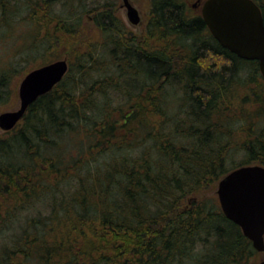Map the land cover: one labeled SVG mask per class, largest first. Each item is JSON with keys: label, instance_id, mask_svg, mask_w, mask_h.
Returning <instances> with one entry per match:
<instances>
[{"label": "trees", "instance_id": "1", "mask_svg": "<svg viewBox=\"0 0 264 264\" xmlns=\"http://www.w3.org/2000/svg\"><path fill=\"white\" fill-rule=\"evenodd\" d=\"M18 1L0 0L2 18ZM28 1L32 43L76 46L83 15L64 11L75 1L102 37L83 49L77 79L66 80L68 70L7 131L12 135L0 139V179L17 191L13 203L48 199L57 209L42 221L60 235L45 237L40 264H249L251 242L217 200L198 195L235 168L254 161L264 166L258 62L221 47L185 0H151L146 39L139 41L111 9L98 6L103 0L89 8L87 0ZM253 1L264 18V0ZM108 64L109 81L101 78ZM95 73L100 78L88 85ZM122 84L127 101L114 109L105 87L123 92ZM240 87L246 93L240 105L256 107L240 114L250 118L249 133H257L246 139L248 160L229 170L230 143L223 141L234 121L224 116L231 117ZM17 180L20 187L12 184Z\"/></svg>", "mask_w": 264, "mask_h": 264}, {"label": "rangeland", "instance_id": "2", "mask_svg": "<svg viewBox=\"0 0 264 264\" xmlns=\"http://www.w3.org/2000/svg\"><path fill=\"white\" fill-rule=\"evenodd\" d=\"M185 1L190 13L193 15H201L202 4L205 0ZM130 2L138 10L140 15V22L137 25L130 23L128 20L127 11L123 6L122 0H103L99 1L98 6L111 9L116 19L123 24L130 37L135 38L137 41L146 39L145 35H147V27L151 13V0H130ZM32 3L33 1L19 0L15 6L11 5L13 9L10 16L2 18L0 14V114L15 111L19 108L18 89L21 80L28 72L44 64L65 59L68 62L70 71L69 77L66 80H76L81 70L80 55L84 54L83 49L91 48L93 44L102 40L100 31L96 25L84 16L85 11H81L84 5L81 2L75 1L73 2L72 8H64V11L74 13L76 16L83 15L78 29L79 41L76 46L66 48L59 42L50 43L40 40H35L32 43V36L36 32V28L31 23H28L30 20L29 8ZM84 3L87 8L92 5H97L93 0H87ZM78 10L81 12H78ZM111 71V66L108 64V73L104 74L101 78L109 81L110 78L107 77L111 74ZM102 73L103 71H101ZM3 75L6 78L2 80ZM98 78H100L98 74H90L85 81L90 85ZM108 87L111 86L107 85L105 87L107 93L104 97L107 104L114 109L124 108L125 102L127 101L126 98L128 97L125 92L126 87L122 84L121 89L123 92H115L114 90L108 89ZM81 88L84 92L85 86L83 85ZM242 89L244 88H237L236 90L238 91L232 94L235 100L231 102V108H234L232 115H230L231 117H228L229 112L228 114L225 113L224 116L225 119L234 121L231 130L233 133H231L227 141H223L224 143H230L229 149L224 152V163L228 166L229 170L248 160L250 157L247 150L249 143L246 139L249 136H255L257 133V131L249 133L248 129L250 128L248 127L251 126L250 118L244 114H240V110H244V108L248 109V107H251L252 110L256 109L253 104L249 105V102L240 105L238 98L244 94L246 95ZM58 92H60V89ZM222 106V110H225L227 107L225 105ZM238 117H243V119L238 120ZM260 120L257 121L260 122ZM9 133L0 128V139H8L12 135L11 133L9 135ZM256 164L259 163L254 161L249 165ZM219 181L204 188L203 192L198 195V198L215 199L218 202L217 188ZM12 184L20 187L22 182L17 180L12 182ZM9 185L0 179V264H10L11 258L13 264H40L39 258L46 253L44 245H41L45 237L47 240L54 241L60 235V233L54 234V232L47 229L48 226H45L42 222L53 216L52 214L54 212H57V209L54 210L56 206L51 205L48 199L42 200L39 198L34 199L31 203L16 204L15 202L18 199L13 203L17 197V191H12ZM50 187L51 190L54 188L53 186ZM57 215H60V213ZM55 226L57 228L56 224ZM49 231L52 232V235H49ZM31 236H34L35 238L33 239H36V241H33V239L28 240ZM24 249H26L27 256L21 252ZM263 260L264 251H255L251 256L249 264H259Z\"/></svg>", "mask_w": 264, "mask_h": 264}, {"label": "water", "instance_id": "3", "mask_svg": "<svg viewBox=\"0 0 264 264\" xmlns=\"http://www.w3.org/2000/svg\"><path fill=\"white\" fill-rule=\"evenodd\" d=\"M130 23L140 22L130 0H122ZM201 17L219 45L238 58L257 61L264 79V18L253 0H205ZM68 71L65 59L28 72L20 82V106L0 114V128L12 130L28 107L49 93ZM217 197L226 219L237 225L255 251H264V167L246 165L226 174L218 183ZM259 264H264V260Z\"/></svg>", "mask_w": 264, "mask_h": 264}]
</instances>
